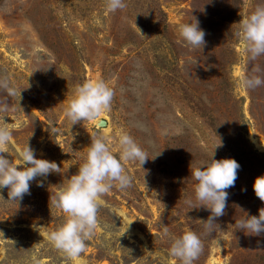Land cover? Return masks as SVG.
I'll use <instances>...</instances> for the list:
<instances>
[{
  "label": "rangeland",
  "instance_id": "rangeland-1",
  "mask_svg": "<svg viewBox=\"0 0 264 264\" xmlns=\"http://www.w3.org/2000/svg\"><path fill=\"white\" fill-rule=\"evenodd\" d=\"M124 2L112 13L106 0H0V75L18 93L0 89V103L14 108L0 114L12 133L0 155L19 169L28 143L37 159L61 168L30 182V194L18 202H7L8 189H0V264H180L169 255L171 239L189 229L204 242L194 264H264V233L236 226L264 208L253 191L264 175V85L240 86L256 65L264 78V55L250 61L235 35L264 0ZM192 16L206 33L202 50L179 33ZM96 79L114 90L111 110L72 125L64 110L75 86ZM122 131L148 160L141 167L123 162L132 186L103 197L95 234L80 257L69 259L48 239L66 218L50 195L78 173L92 135L106 136L118 157ZM213 153L241 167L208 236L200 221L211 213L195 201L191 171Z\"/></svg>",
  "mask_w": 264,
  "mask_h": 264
},
{
  "label": "clouds",
  "instance_id": "clouds-1",
  "mask_svg": "<svg viewBox=\"0 0 264 264\" xmlns=\"http://www.w3.org/2000/svg\"><path fill=\"white\" fill-rule=\"evenodd\" d=\"M106 7L107 11L114 13L124 9L126 4L124 0H106ZM238 25L235 35L242 42L249 60H257L264 55V4L256 5L254 11L242 18ZM137 30L140 32L138 28ZM179 33L193 49L202 50L206 46V33L194 16L189 22L179 26ZM260 72L259 65L253 67L251 74L241 77L240 86L245 90H254L264 85V78L258 75ZM0 89L12 97L18 94L6 74L0 75ZM20 94L21 92L19 96ZM113 98L114 90L104 79L86 80L75 86L72 98L64 110L65 116L72 125L81 121L98 120L102 113L111 110ZM10 110L14 108L7 101L0 103V114ZM11 139L9 124L0 117V153H5L3 148ZM118 148L117 157L106 136L92 135L91 144L86 148V158L79 166L78 173L68 178L66 183L60 184L55 194L50 195L49 203L62 210L66 218L55 230L49 232L48 239L69 259L80 257L86 250V241L95 234L99 223V209L106 203L103 197L113 187L124 190L132 186L133 178L123 162H138L141 167L148 160L147 152L126 131L119 135ZM19 156L23 166L18 169L16 164L0 155V189H8L7 202L22 200L25 195L30 194V182L38 177L46 178L50 173H60L61 170L55 162L37 159L35 150L28 143L19 152ZM213 156L214 153L203 167H196L191 171L196 181L195 201L199 207L203 206L211 213L206 221H200L208 236L219 227L215 222L216 218L225 214L229 197L227 189L235 186L241 167L235 159L216 160ZM37 186L42 187L43 183L38 182ZM253 191L264 202V175L255 178ZM0 199L3 197L0 196ZM185 203L192 209L196 208L192 198L186 199ZM236 226L252 235L264 233V208L259 209L258 217L246 215L244 219L236 221ZM160 230L164 236L169 235L168 226L161 224ZM203 250L204 242L200 235L189 229L171 239L169 255L180 264H194Z\"/></svg>",
  "mask_w": 264,
  "mask_h": 264
},
{
  "label": "bare ground",
  "instance_id": "bare-ground-1",
  "mask_svg": "<svg viewBox=\"0 0 264 264\" xmlns=\"http://www.w3.org/2000/svg\"><path fill=\"white\" fill-rule=\"evenodd\" d=\"M78 263H80L79 261H77Z\"/></svg>",
  "mask_w": 264,
  "mask_h": 264
}]
</instances>
